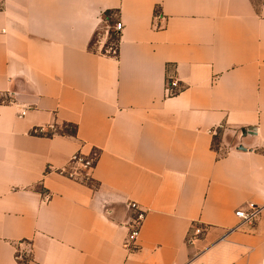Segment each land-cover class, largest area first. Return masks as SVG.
Returning <instances> with one entry per match:
<instances>
[{
	"label": "crops",
	"instance_id": "crops-1",
	"mask_svg": "<svg viewBox=\"0 0 264 264\" xmlns=\"http://www.w3.org/2000/svg\"><path fill=\"white\" fill-rule=\"evenodd\" d=\"M79 150L98 154L90 184L56 172ZM18 247L27 264H261L264 0H0V264Z\"/></svg>",
	"mask_w": 264,
	"mask_h": 264
},
{
	"label": "built area",
	"instance_id": "built-area-1",
	"mask_svg": "<svg viewBox=\"0 0 264 264\" xmlns=\"http://www.w3.org/2000/svg\"><path fill=\"white\" fill-rule=\"evenodd\" d=\"M156 18H160V15L157 13ZM122 23L120 21H116L112 27L113 33L117 36L121 31ZM104 51L107 53L114 54L116 52L115 47L108 46L105 44ZM181 89V86L177 82L176 78L173 76H167L166 78V88L165 92L167 95H173L177 93ZM2 101L10 102L9 99H3ZM25 114V111L18 112V116L21 117ZM56 129L55 126H50L47 128L40 127L34 128L33 134L45 133L47 131H54ZM216 135V133L214 134ZM98 154L94 153H83L82 151H77L73 153L67 163L59 168L56 172L69 180H73L75 182L90 184L92 179V171L95 167L97 161ZM128 209L131 214L126 223L127 226V235L124 240V247L127 251H133L137 249V239L140 233V229L145 218V211L142 210L136 202H129ZM257 211L251 208L250 210H237L235 212V216L239 218L241 223H249L251 222L255 216ZM205 233V228H203L199 224H192L189 228V231L186 236V242L188 244H193L195 240H197L200 236ZM28 254L29 251L26 249H22L20 247L17 248L15 253V260L17 264H27L28 262ZM261 264H264V258L261 260Z\"/></svg>",
	"mask_w": 264,
	"mask_h": 264
},
{
	"label": "trees",
	"instance_id": "trees-1",
	"mask_svg": "<svg viewBox=\"0 0 264 264\" xmlns=\"http://www.w3.org/2000/svg\"><path fill=\"white\" fill-rule=\"evenodd\" d=\"M56 132H60L62 134H67V135H75L76 133L75 125L67 124V125H64L63 128H61L59 131L58 129H55L54 131H47L45 133H40L38 135L51 136L52 134Z\"/></svg>",
	"mask_w": 264,
	"mask_h": 264
},
{
	"label": "rangeland",
	"instance_id": "rangeland-1",
	"mask_svg": "<svg viewBox=\"0 0 264 264\" xmlns=\"http://www.w3.org/2000/svg\"><path fill=\"white\" fill-rule=\"evenodd\" d=\"M116 40H117V36L113 33L112 30H109L106 45L115 47L116 46Z\"/></svg>",
	"mask_w": 264,
	"mask_h": 264
}]
</instances>
